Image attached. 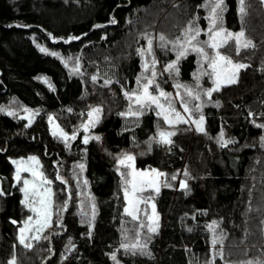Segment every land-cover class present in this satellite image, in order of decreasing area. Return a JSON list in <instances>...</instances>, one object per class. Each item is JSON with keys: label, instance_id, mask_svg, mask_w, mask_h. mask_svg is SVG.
Masks as SVG:
<instances>
[{"label": "trees", "instance_id": "obj_1", "mask_svg": "<svg viewBox=\"0 0 264 264\" xmlns=\"http://www.w3.org/2000/svg\"><path fill=\"white\" fill-rule=\"evenodd\" d=\"M202 3L0 0V105L17 110L13 115L0 111V188L4 190L0 193V264H8L12 255L18 264H114L109 255L112 252L121 264H207L212 246L206 226L213 220L219 222L225 235L226 259L264 258V147L259 142L264 128L252 123L253 119L264 123L263 0H245L243 27L254 45L239 52L232 41L222 47L234 60L248 66L240 70L237 83L213 92L211 99L219 105H204L206 132L181 123L171 137V145L153 141L148 151L149 137L156 133L157 123L162 127L164 122L153 110L144 113L137 123L119 114L125 105L121 85L131 89L140 69L132 45L134 32L150 25L172 28L194 14H199L205 25V9L197 7ZM226 4L225 25L240 29L237 0H226ZM113 17L116 22L109 23ZM97 24L99 27H93ZM49 33L64 39L54 40ZM68 36L79 39L69 40ZM41 46L50 51L42 52ZM68 55H80L87 74L96 67L103 76L115 79L110 85L101 80L85 82L63 64L61 57ZM194 59L191 54L180 62L182 80L192 78ZM92 105L103 108L101 120L93 128L102 141L93 137L85 143L81 132L65 146L50 133L49 114L72 132ZM25 106L39 109L31 124L21 116ZM221 128L225 138L232 140L225 147L216 139ZM122 150L136 154L137 166L164 171L167 180L178 169L187 167L190 173L185 177L189 191L173 182L172 187L163 185L155 196L159 227L147 240L151 256L126 254L120 247L121 230L130 221L123 210L121 178L115 170L114 154ZM29 155L39 157L43 173L53 180L54 208L62 207L67 192H72L68 208L63 211V228L51 224V229L45 231L51 233L50 240H38L31 249L17 240L18 224L21 226L29 212L21 204V186L14 180V166L9 159ZM53 161L59 164L67 185L56 179L57 165ZM80 161L86 165L82 171L77 167L80 178L89 181L85 193L90 190L97 205L91 236L86 235L87 224L80 223L79 189L72 175L73 162ZM85 210L90 213V203L85 204ZM53 214L55 221L59 216ZM70 244L76 247L65 253V246ZM217 264L224 261L217 257Z\"/></svg>", "mask_w": 264, "mask_h": 264}, {"label": "snow or ice", "instance_id": "obj_2", "mask_svg": "<svg viewBox=\"0 0 264 264\" xmlns=\"http://www.w3.org/2000/svg\"><path fill=\"white\" fill-rule=\"evenodd\" d=\"M238 12L242 21L241 27L238 31H234L225 25V12L227 11L226 0H203V3L197 5L198 8L206 10L205 19L207 20V27L202 28L200 26L199 14H194L191 19L188 20L187 25L180 30V34L175 38L169 40L168 37L161 32L159 34V47L168 50L171 45V51L175 53V59L167 61L163 65V71L157 68V64L160 61L156 58L153 42V36L148 33H140V35L147 38V47L141 46L138 48V52L141 56V72L136 76V86L134 88L125 87L121 85L124 96L128 100L126 110L121 111L119 114L126 118H133L134 123L139 122V118L144 115L146 111L155 110L157 117H163L164 122L167 125L172 126L170 128L160 127L159 122L157 123L156 133L149 137L148 151H151V144L156 141L160 144L171 145L173 140L171 137L174 135L176 128L175 126L181 122L188 123L191 126L195 124V130L199 132H206L204 127L205 115L203 113V107L205 103H216L219 105V101H213L211 99L213 92L220 89L224 85H231L239 81L240 70L246 68L248 65L241 61L234 60L231 56L226 55L220 51L222 45H226L233 38L235 39L236 51L239 52L242 48H248L253 46L254 42L246 36L245 28L243 27V19L246 14L245 0H237ZM115 17L112 18L109 23H115ZM27 27V25H24ZM93 27H99V25H93ZM202 32L207 33L206 39H200ZM83 35V34H82ZM52 39H64V37L53 36L49 33ZM67 39H79V37L68 36ZM42 52H49L50 49L41 46ZM196 53L197 55V68L193 70L192 75L195 80L192 84L179 80L181 73L180 61L183 57L188 54ZM149 54H151L149 56ZM52 55H57L56 52H52ZM66 65H69V60L61 57ZM206 64V67H205ZM73 71H79L80 69V58L76 57ZM264 70V68H262ZM163 72H167L168 76L172 78L175 86V94L168 92L164 87L161 86L160 79L163 76ZM150 73V74H149ZM99 73L93 74L91 79L97 81ZM207 76L212 81L211 87H205L201 80ZM113 78H106L104 80L105 85L112 84ZM118 82V81H117ZM52 87V85H49ZM205 97H208L206 100ZM178 98V100H177ZM198 101V103H197ZM177 102L182 105L181 108L177 107ZM154 106V109H153ZM0 111H7L9 115H13L17 110L12 108H5L0 105ZM39 109H30L25 106L24 115L28 118V123L31 124L35 118L36 112ZM72 109L69 108V112ZM103 108L101 105L90 107L86 121H82L80 127L84 129L83 140L88 143L90 139L95 138L97 141H102L100 134L89 135V129L94 128L97 123L101 120V113ZM198 114V115H197ZM249 115H252L250 112ZM49 123L52 125L53 135L59 132L60 137L64 139L65 146L69 145L70 139H75L77 132L74 130L71 133L66 132L58 123L55 122V117L49 114ZM253 124H257L259 127L264 128V123H260L253 119ZM123 130V129H122ZM134 143L136 137L132 138ZM217 143L225 147L229 145L232 140L225 138L223 128L217 134ZM260 146L264 147V134L259 137ZM87 151V149H85ZM116 156L115 170L120 174L121 181L120 187L123 189L124 200L127 202L124 205V212L128 213L133 218V226L135 228V234H130L129 230L122 228L121 235L124 238L120 247L125 250L126 254H141L151 256V250L148 247V237L151 233L158 231V218L159 214L156 212V205L152 200H145L142 198L140 193L143 192L144 188L155 189L158 193L160 191V184H167L168 187L173 185L169 184L165 179L161 181V176H166V173L161 172L160 169L152 168L151 170L139 169L135 166L136 154L131 151L122 150L121 153L114 154ZM9 159H12L11 157ZM20 161H24L25 158H19ZM28 161L39 162V157L31 155L27 158ZM13 163L16 164V179L20 180V173L24 169V163H18L17 160L13 159ZM53 164L57 165L56 168V179L62 180L65 185L68 184L67 179L60 174L59 164L57 161H53ZM77 167L82 171L86 165L83 161L73 162L72 175L75 177L77 183L75 187L79 189L78 195L81 197L77 201L80 205L78 212L81 215V224H87L89 231L86 235L91 236L94 224L93 221L96 217L97 205L95 197L90 190L85 193L84 186L89 184L87 177L83 180L80 178V171H77ZM27 171L32 173V179L27 177L23 178V186L20 191L24 194L21 204L26 206L34 213L33 216H28L24 221L23 225L18 224L17 240L20 245L31 249L35 242L38 240H50L51 233L45 234V229L49 225L55 223L63 228V211L68 208L69 199L72 197V192H67V197L62 202V207L54 208V192L51 187L53 180L49 179L42 171H39L36 167L29 165ZM177 171H180L179 169ZM185 176L190 175L187 167L183 169ZM175 179V173L172 174ZM179 186L189 191L188 182L186 179L179 181ZM66 191V189H61ZM0 193H4V190L0 188ZM85 195L90 198V213L85 210ZM142 203L152 205V212L149 215L147 209L144 210V216L147 218V223L143 219L139 212ZM57 213L59 218L53 221V213ZM9 219H13L9 217ZM139 222L136 226L135 222ZM14 223H17L13 220ZM123 223V221H122ZM217 220L210 221L207 224V228L211 231L210 242L212 245L211 256L209 257L207 264H217V257L224 261V264H233L230 260L225 258L223 241V232H218L215 227L218 225ZM148 228V233H143L144 227ZM191 231V228H189ZM220 247H216L217 244ZM15 247V242H14ZM75 244L65 246L64 252H70L75 248ZM51 245L49 246V255H51ZM112 257L114 264H121V261L117 259L116 252L109 253ZM61 258H64L62 253ZM8 264H18L17 257L12 255L9 257ZM239 264H264V260H248L241 261Z\"/></svg>", "mask_w": 264, "mask_h": 264}, {"label": "rangeland", "instance_id": "obj_3", "mask_svg": "<svg viewBox=\"0 0 264 264\" xmlns=\"http://www.w3.org/2000/svg\"><path fill=\"white\" fill-rule=\"evenodd\" d=\"M264 1V0H263ZM205 12H206V10H205ZM205 15H206V13L204 14V16H203V19H204V21H205V25H202V23L200 22V20H199V23H200V26L202 27V28H206L207 27V20L204 18L205 17ZM188 22V21H187ZM187 22H183V23H181V22H179L177 25H174V26H172V28H158L157 27V25H150V26H146V27H143L141 30H140V28H138V31H135L134 33H135V37H134V41L135 42H133L132 43V45H134V51L136 52V55H137V57L139 58V61H140V69H139V71L137 72V74H139L140 72H141V56H140V53L137 51L138 50V48H140L141 46H143V47H147V38L145 37V36H142V35H140V33H148L149 35H151V36H153V38H154V42H153V47H154V52H155V55H156V58L160 61V63L159 64H157V68H159V69H161L162 71H163V65L165 64V63H167V61H169V60H171V59H175V53L173 52V51H171V45H169V47H168V50L167 51H165L164 49H161L160 47H159V34L161 33V32H163L167 37H168V39L169 40H171V39H173V38H175L176 36H178L179 34H180V30L182 29V28H184L186 25H187ZM228 27V26H227ZM228 28H230V27H228ZM232 30H234V31H238L239 29H233V28H231ZM207 38V33L206 32H202L201 34H200V39H206ZM234 44H235V39L233 38L232 40H231ZM223 46H225V45H222L221 46V48H220V51L221 52H223V53H225L223 50H222V47ZM227 46V45H226ZM235 46H236V44H235ZM191 54H194L195 55V59H194V64H195V69L197 68V63H196V61H197V55H196V53H192V52H190L188 55H191ZM226 54V53H225ZM151 54H149V56H150ZM226 55H228V54H226ZM76 57H79L80 58V69H79V71L77 72V71H73L72 70V67H70L69 65H72L73 67H74V65H75V59H76ZM187 57V56H186ZM186 57H183L182 59H181V61L183 60V59H185ZM68 58H71L70 60H69V65H66L65 63H64V61H63V64L67 67V69L69 70V72L71 73V74H73V75H79L80 77H82L83 79H84V81L86 82V81H91V82H95V81H93L92 79H91V77H92V75L93 74H96L97 72L99 73V75H98V78H97V81L98 80H101V82L104 84V80L106 79V78H110V77H106V76H103V74L102 73H100L99 71H98V68H96V67H94V71H91V72H89L88 74H87V70L86 69H84V67H83V63H82V59H81V57H80V55H78V56H74V55H68L67 57H64V59H68ZM180 61V62H181ZM180 66V65H179ZM205 67H206V64H205ZM194 69V70H195ZM87 74V75H86ZM137 74H136V76H137ZM150 74V73H149ZM86 76H88L89 78H86ZM112 78V77H111ZM158 79H160V82H161V86L162 87H164L168 92H170V93H173V94H175V91H176V89H175V86H174V82H173V80H172V78H170L169 76H168V74H167V72H163V76H162V78H158ZM179 80H181V81H184V82H188L189 84H192L193 82H194V80H195V77L192 75V78L190 79V80H182L180 77H179ZM201 83L205 86V87H211V85H212V81L210 80V79H208L207 78V76H205V77H203L202 78V80H201ZM105 85V84H104ZM136 86V79H135V82H134V85H133V87L132 88H134ZM129 90H130V88H129ZM122 95H123V99H124V101H125V105H124V108H123V110L122 111H124V110H126V106H127V104L129 103L128 102V100H127V98L124 96V94H123V91H122ZM205 99L207 100L208 99V97H205ZM177 100H178V98H177ZM197 103H198V101H197ZM206 104V103H205ZM94 106H96V105H92V106H90V107H94ZM89 107V108H90ZM177 107L178 108H181V110H182V105H180L178 102H177ZM153 109H154V106H153ZM89 110V109H88ZM88 110H87V112H88ZM146 112H150V111H146ZM145 112V113H146ZM153 112L155 113V110H153ZM53 115V114H52ZM101 115H102V113H101ZM198 115V114H197ZM21 116H23V117H25L26 119H27V121H28V118H27V116L26 115H24V113L21 115ZM54 116V115H53ZM55 117V116H54ZM163 122H164V120H163V117H159ZM88 119V116H87V114H86V116H85V118L82 120V121H86ZM82 121L81 122H79V124H78V126L74 129L76 132H77V135H76V138H77V136L82 132V134L80 135L81 136V139L83 140V136H84V129L82 128V127H80V124L82 123ZM47 122H48V128H49V131H50V133L53 135V130H52V125H50V123H49V115H48V118H47ZM55 122L56 123H58L59 124V122H58V120L56 119V117H55ZM181 123H185V122H181ZM180 123V124H181ZM180 124H178V125H180ZM185 124H188V123H185ZM60 125V124H59ZM178 125H176L175 126V128H176V131H177V128H178ZM189 125V124H188ZM96 126V125H95ZM192 127H194L195 128V124L193 123L192 125H191ZM60 127H62L61 125H60ZM170 127H172V126H169V125H167L166 124V122H164V126H162V128H170ZM204 127H205V124H204ZM63 128V127H62ZM64 129V128H63ZM65 130V129H64ZM66 131V130H65ZM175 131V132H176ZM66 132H68V131H66ZM68 133H71V132H68ZM94 134V132H93V128H91V129H89V135H93ZM53 136H55L56 138H58L59 140H61L64 144H65V142H64V139L62 138V137H60V135H59V132H57V134L56 135H53ZM94 137V136H93ZM74 139H70V141H69V145H70V143L73 141ZM124 151H129V150H124ZM122 152V151H121ZM120 152V153H121ZM29 156H31V155H29ZM29 156H25V157H23V158H25L24 159V161H20V159L19 158H21V157H18V158H12L11 159V162H12V164H13V166H14V180H15V182L16 183H18V184H20V186L22 187L23 186V178L24 177H27V178H29V179H32V173L31 172H29V171H27V167L29 166V165H31V166H34V167H36L39 171H42V168H41V162H40V159H39V162L37 163V162H35V161H28L27 160V158L29 157ZM13 159L14 160H17V162L18 163H24L25 164V167H24V169L21 171V173H20V176H21V179L20 180H17L16 179V176H15V173H16V164H14L13 163ZM115 165H116V159H115ZM135 166L137 167V168H139V169H145V170H151L152 168H155V167H153V166H150V167H139V166H137V164H136V161H135ZM43 172V171H42ZM161 172H163V173H165L164 171H162L161 170ZM173 174V173H172ZM172 174H170V175H168V177H169V180H167V175L166 176H161L160 177V179H161V181H163V180H167L168 181V183L170 184V183H176V185H178L179 186V181L181 180V179H185V174H184V171H177V172H175V179H173V175ZM120 175V174H119ZM121 178V177H120ZM82 180V179H81ZM121 180V179H120ZM163 185H167V184H164V183H161L160 184V188L163 186ZM51 187H52V189H53V186L51 185ZM86 187V186H85ZM121 190H122V194H123V199H124V193H123V189L121 188ZM23 194V193H22ZM156 194H157V192L155 191V189H151V188H144L143 189V192L142 193H140V195L142 196V198L143 199H145V200H152L154 203H155V196H156ZM24 195V194H23ZM80 199H81V197H80ZM85 201H86V203L85 204H88V203H90L89 202V198H86L85 199ZM125 203H127L125 200H124V205H125ZM26 207V206H25ZM145 208L147 209V212H148V214L150 215L151 214V212H152V205L150 204V203H148V204H145V203H142L141 204V206H140V212H139V214H140V216L143 218V219H145V221H146V223H147V218L144 216V210H145ZM26 209L28 210V212H29V215L28 216H33L34 215V213L31 211V209H28L27 207H26ZM123 210H124V208H123ZM156 212H157V210H156ZM125 213V212H124ZM158 213V212H157ZM127 216H128V218H129V222L127 223V225H126V229H128L129 230V232H130V234H132V235H134L135 234V228H134V226H133V224H134V222H133V218L128 214V213H125ZM27 216V217H28ZM53 216H54V214H53ZM26 217V218H27ZM25 218V219H26ZM24 219V220H25ZM158 225H159V218H158ZM135 224H136V226H138V224H139V222L137 221V222H135ZM23 225V222H22V224H21V226ZM216 228H217V231L218 232H223L222 231V229L221 228H219V225H216L215 226ZM134 228V229H133ZM264 228V227H263ZM49 229H51V225H49L48 226V228H46L45 229V231L46 230H49ZM209 232H210V235H211V231L209 230ZM143 233H148V228L145 226L144 227V229H143ZM156 233V232H155ZM153 233H151L150 235H152ZM124 239V238H123ZM224 240H225V235H224ZM37 242V241H36ZM223 243H224V241H223ZM219 244V243H218ZM217 244V245H218ZM216 245V246H217ZM212 246V245H211ZM217 247H220V245H218ZM121 250H124L123 248H121ZM245 257V256H244ZM257 260V259H260V260H264V258L261 256V257H257V256H255V257H253L252 256V258H245V259H242V258H240V259H236V260H234V261H231V262H233V264H239V262H241V261H248V260Z\"/></svg>", "mask_w": 264, "mask_h": 264}]
</instances>
